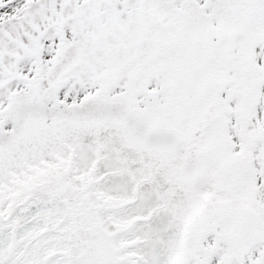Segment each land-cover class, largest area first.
<instances>
[{
  "label": "snow or ice",
  "instance_id": "6c2138e0",
  "mask_svg": "<svg viewBox=\"0 0 264 264\" xmlns=\"http://www.w3.org/2000/svg\"><path fill=\"white\" fill-rule=\"evenodd\" d=\"M0 264H264V0H0Z\"/></svg>",
  "mask_w": 264,
  "mask_h": 264
}]
</instances>
